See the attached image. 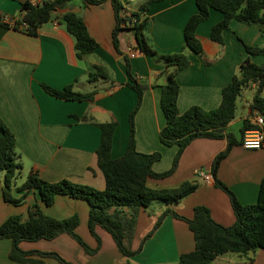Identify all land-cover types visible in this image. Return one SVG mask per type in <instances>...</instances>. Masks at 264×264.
Instances as JSON below:
<instances>
[{
    "label": "crops",
    "instance_id": "obj_1",
    "mask_svg": "<svg viewBox=\"0 0 264 264\" xmlns=\"http://www.w3.org/2000/svg\"><path fill=\"white\" fill-rule=\"evenodd\" d=\"M44 0H0V14L22 18V4ZM195 0H166L152 4L145 17L150 20L145 33L153 50L161 55L179 52L191 59L189 69L178 75L180 92L178 107L182 114L193 106L206 111L217 109L222 102L223 89L239 75L244 60L249 57L245 43L264 47V33L257 27L238 20L223 32L224 46L211 38L212 28L223 19V14L211 10L208 20L197 28L203 46L202 54L187 48L184 29L192 16L198 12ZM145 2L132 3L128 11L140 10ZM75 13L84 22L97 41L94 54L84 59L77 57L76 39L63 22L66 13ZM116 15L110 0L101 5L85 4L82 0L71 1L58 10L50 22L38 30L36 36L10 28L0 23V116L17 140V150L23 170L12 189L20 203L3 199L4 173H0V226L11 216L18 215L22 221L30 217L37 206L50 217L67 220L80 218L77 232L87 246L95 249L97 239L88 228L90 205L86 200L59 195L53 205L46 206L39 190L21 192L28 175L38 173L51 183L63 179L75 184L87 185L97 190L106 187L105 176L98 167L97 150L102 130L96 124L118 122L113 135L112 159L123 157L127 151L130 135L129 115L136 108V91L128 86L130 78L126 71L125 53L134 48V32L126 28L120 33V51L114 46L113 31ZM252 63L261 65L262 57H250ZM132 72L137 80L150 85L145 92L143 104L135 118L137 151L144 154L160 152L163 159L154 164L157 173L169 170L178 152V146H165L161 131L166 119L161 107L162 87L166 84L160 76L165 65L160 60L137 50L131 58ZM95 66L107 70L106 79L90 80ZM43 84L54 90L73 86L75 92L97 91L95 101H68L49 95ZM258 87L251 84L245 88L237 101V113L227 132L242 138L244 121L251 123V106ZM262 96L264 97V91ZM89 115V122L75 117ZM224 139H196L185 150L175 173L160 181L151 180L154 188L178 187L186 181H198V189L180 204L153 203L141 210L133 241V250L140 248L144 236L155 225L158 217L171 207L179 215L191 219L196 206L210 210L213 219L224 227L236 223V216L229 196L215 186V179L222 181L244 205L257 203L260 186L264 179V147L246 150L242 144L235 146L230 155L220 163L217 176L212 173V163L219 153L227 149ZM210 174L208 183L195 175V171ZM97 233L102 246L93 256L86 254L79 242L69 235L54 240L23 242L24 251L58 253L72 264H127L128 259L117 249L112 236L101 227ZM11 239H0V264H19L10 259ZM196 249L194 235L189 225L169 215L162 225L144 244L141 251L130 261L132 264H179L182 254ZM253 261L235 254L217 257L214 264H264V249L250 254ZM46 264H61L56 258L44 259Z\"/></svg>",
    "mask_w": 264,
    "mask_h": 264
},
{
    "label": "trees",
    "instance_id": "obj_2",
    "mask_svg": "<svg viewBox=\"0 0 264 264\" xmlns=\"http://www.w3.org/2000/svg\"><path fill=\"white\" fill-rule=\"evenodd\" d=\"M74 0H44L37 5L32 3L22 4V18L19 23H26V34L36 36L38 30L53 19L54 14L65 8ZM85 4L101 5L108 0H82ZM116 15V26L113 31L114 46L120 51L119 36L127 27L124 23L137 19L132 27L134 32V48L140 53L160 60L165 69L160 76L166 84L162 87L161 107L166 119V125L161 131L160 140L165 146H178V152L171 168L165 172L157 173L153 169L154 164L163 159L160 152L144 154L137 151L135 118L141 110L145 92L150 85L137 80L132 72L131 57L125 53L126 71L130 78L127 84L136 91L138 101L136 108L129 115L130 135L129 144L125 155L117 160L112 159L113 135L118 128L117 121L96 124L101 128V142L97 150V163L105 176L106 187L97 190L87 185L75 184L68 180L51 183L43 180L38 173L28 175L21 186V192L39 190L44 205H53L59 195L69 196L74 199H83L90 205L88 228L97 239L98 246L91 249L77 232L80 218L76 215L70 219H56L45 215L39 207L30 212L26 221L18 215L11 216L0 226V239H11L12 248L10 259L19 264H46L44 259L56 258L61 264H72L66 261L58 253H42L39 251H24L20 248L23 242L51 241L59 236L69 235L84 248L86 254L93 256L102 246V239L97 233V227H101L109 233L117 245L118 251L128 259L127 264H132L131 259L144 247L145 242L153 236L169 215L189 225L194 235L196 249L180 256L179 264H214L217 257L227 254H235L249 261H253L250 254L264 249V179L260 186L257 203L244 205L236 195L225 186L222 181L215 179V186L222 189L230 198L232 208L236 216V223L231 227H224L216 222L211 212L206 207L196 206L191 219L179 215L171 207L167 208L158 217L156 223L144 236L140 248L133 250V241L138 225V217L141 210H146L153 203L165 205L180 204L185 198L193 194L199 186L198 181H186L178 187L154 188L149 181L165 180L171 177L179 160L187 147L196 139H224L227 141V149L217 155L212 163V173L217 176L220 163L231 153L232 149L242 144L246 131L256 129L252 123L244 121L241 129L242 138H238L227 132L237 113V101L243 90L251 84L258 87L254 96L252 108L264 114V47H253L245 43L247 57L239 75L234 76L232 82L223 89L221 105L214 110L206 111L200 106H193L182 114L178 107L180 84L178 75L191 66L190 57L183 53L161 55L152 49L145 33L150 20L145 17L152 4L166 0H147L140 10L132 12V17L125 14L127 9L121 0H110ZM126 1V0H125ZM198 12L191 17L184 29V38L187 48L195 54L203 53V46L197 35V28L205 20L209 19L211 10H217L223 14V19L212 28L211 38L224 46L223 32L230 29L233 21L238 20L257 27L264 33V0H195ZM127 3V1H126ZM63 22L69 33L76 39L77 57L81 60L94 54L98 48L97 41L91 36L84 19L75 13H66ZM17 29V28H14ZM250 57H262L263 63L256 65ZM90 80L108 77L107 70L101 66H95L94 72L89 74ZM260 82V83H259ZM46 92L58 99L68 101H95L97 91L80 93L73 90V86H67L62 90H54L43 84ZM80 122H89L91 117H75ZM17 150L15 135L5 125L0 116V173H4L3 199L6 202L20 203L14 198L12 189L15 180L23 170ZM1 197V196H0Z\"/></svg>",
    "mask_w": 264,
    "mask_h": 264
},
{
    "label": "built area",
    "instance_id": "obj_3",
    "mask_svg": "<svg viewBox=\"0 0 264 264\" xmlns=\"http://www.w3.org/2000/svg\"><path fill=\"white\" fill-rule=\"evenodd\" d=\"M127 3H136V2H144L147 0H126ZM35 3L33 5L39 4ZM125 14L123 16L127 15L129 17H132V11H125ZM137 19L133 18L132 21L124 23L123 25L126 26L127 28L132 29V27L136 24ZM0 23L4 24V26L10 27V28H17L18 30L22 31H27L28 26L26 23H19V20L17 18H14L13 16L10 15H4L0 14ZM137 50L129 49V56L131 58L136 57ZM260 83V82H259ZM256 85V84H255ZM263 85V90H264V83ZM251 123L256 126V129L246 131L244 140H242V146L246 150H260L264 147V114L261 113L259 110H253L251 106ZM195 175L204 179L208 183L213 182V177L210 174H205L200 172V170L195 171Z\"/></svg>",
    "mask_w": 264,
    "mask_h": 264
},
{
    "label": "rangeland",
    "instance_id": "obj_4",
    "mask_svg": "<svg viewBox=\"0 0 264 264\" xmlns=\"http://www.w3.org/2000/svg\"><path fill=\"white\" fill-rule=\"evenodd\" d=\"M122 1V3L124 4V6H125V8L127 9V10H130L133 6H134V4H131V3H126V1L125 0H121ZM240 102H241V100H240V98H239V104H240ZM17 181H18V179H16ZM15 180V181H16ZM157 203H160V202H157ZM156 204V203H155Z\"/></svg>",
    "mask_w": 264,
    "mask_h": 264
}]
</instances>
